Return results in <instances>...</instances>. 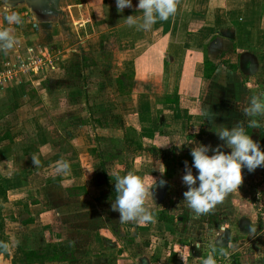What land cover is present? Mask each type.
<instances>
[{
  "label": "crops",
  "instance_id": "0c3cea01",
  "mask_svg": "<svg viewBox=\"0 0 264 264\" xmlns=\"http://www.w3.org/2000/svg\"><path fill=\"white\" fill-rule=\"evenodd\" d=\"M52 1L54 0H50L49 6L47 5L49 9L54 7ZM7 2L24 7L27 5L26 21L35 28L33 38L42 40L43 46L38 43L21 45L14 28L8 26L5 19V15L11 12L0 13V29H10L16 39L12 49L0 50V70L6 61L25 67L27 72H17V81L24 79L31 83L37 92L31 98L36 97L37 104L42 103L45 109H49L47 102H42L41 95L50 91L45 89L43 94L39 92L34 84L39 79L37 76L42 73L52 74L58 70L61 73L59 75H62L63 67L71 54H77L81 61L86 57L87 62H81L82 66L79 68L82 70V67H93L98 72L90 81L84 78L85 82L92 85L80 86V83L84 84L82 76L73 80V77L71 79L64 74L62 87L61 84L58 85L65 87L58 92L59 99L62 102L67 98L74 100L77 113L82 111L81 101L84 100L83 105L86 109L89 107L90 114L94 113L93 115L98 114L97 109L92 108L94 101L105 99L102 100L105 102V114L113 116L116 106L112 99L116 97L120 101L118 113L125 112V120L129 117L134 119L130 122L132 129L141 138L138 150H143L144 139L153 141L157 147L168 146L170 142V146L187 142L192 149V144L202 138L213 147L212 142L217 135L215 129L231 128L237 124L243 127L250 125L253 118L246 116L243 109L248 106L252 96L264 94V0H177L176 13L167 20H157L150 30L126 24L127 16H142V11L137 9L138 0H132V7H126L122 12L117 10L116 0H112L107 5L102 3L99 16H93L87 9L86 17H77L73 25L77 34L85 30L86 33H94L96 40L99 36L104 38L103 41L90 42V46L85 49L84 42H76V45L70 47L63 45L65 41L62 44L61 40L59 46L47 44L54 37L51 32H47L50 23L38 20L33 11L45 1L36 5H33V0L5 1ZM5 3L0 6H6ZM88 25L92 30L87 32ZM112 68L115 72L117 70V75H112ZM107 70L111 74L99 76ZM80 75L85 74L81 72ZM67 82L74 89L66 86ZM115 83L118 88L114 86ZM95 84H101V89L100 85ZM49 86L51 88L50 84ZM6 93L7 96H0V105H4V111H14L9 104L13 103L16 93ZM26 97L30 98L28 94ZM86 99L89 104L85 103ZM165 115L167 118L163 117ZM254 119L258 120L259 126L264 127V117ZM18 121L21 123L20 117ZM82 122L86 123V120ZM31 123L33 129L38 131L47 129L38 124V120ZM201 129L202 134L196 136L194 132ZM25 131L26 140H31L29 137L33 134L28 132V127ZM157 135L161 137L160 143L156 142ZM12 139L5 140L13 142ZM156 162L157 179L150 188L155 196L153 205L148 204L153 212V219L149 222H134L128 226L126 237L120 238L119 242L126 264H180L181 260V264H188L185 260L193 255L195 245L192 243L193 236L189 237L187 232L195 219L191 218L192 213L187 214L186 220H183L184 216L171 211L180 207L181 211L182 207L192 211L179 198L185 188L182 186L185 185L182 181L185 174H182L183 165L178 158H156ZM195 172L192 170L193 175ZM73 179L75 183L81 181L80 176ZM239 205L235 210V219L226 222L232 225L238 223L242 228L247 227L246 223L250 222L251 226L256 217L254 208L251 203L240 202ZM221 208L218 205L213 208L217 211L215 218L218 222H199L203 233L209 230L213 235L208 237L209 232L207 236L204 234L206 241L212 245L207 255H213L215 259L226 253L224 242L231 240L233 236V232L225 234L219 228L222 218L220 215L225 212ZM154 259L157 260L154 262Z\"/></svg>",
  "mask_w": 264,
  "mask_h": 264
},
{
  "label": "rangeland",
  "instance_id": "374dc122",
  "mask_svg": "<svg viewBox=\"0 0 264 264\" xmlns=\"http://www.w3.org/2000/svg\"><path fill=\"white\" fill-rule=\"evenodd\" d=\"M3 1L0 4L4 5L5 1L10 0ZM40 1L42 0H33L32 3L36 5ZM43 1L45 2L38 8L35 6L33 11L38 20L50 23L47 32H51L54 37L47 44L54 43L59 46L61 40L62 44L65 41L63 45L70 47L76 45V42H84L85 49L90 46V42L103 41V37L99 36L96 40L94 33L88 32L92 30L90 25L86 26L88 33L84 30L79 34L73 25L77 17H86L87 9L93 16H99L101 6L111 3L112 0H54V7L50 9V0ZM5 5L0 6V13L6 14L7 9L8 12L19 13L22 18L20 24H8L14 28L18 42L23 46L28 43L42 45V40L33 38L35 28L26 21L27 5L24 7L14 2H7ZM76 55L71 54L63 67V76L59 75V70L37 76L39 79L34 84L39 92L43 94L45 89L50 91L41 95L42 102H47L49 109L43 107L41 100V104H37V98H31L33 94H37L31 83L24 79L17 81V72H27L25 67L16 66L10 61L15 65L11 76L0 73V96H7L6 92L16 93V97L12 99L13 103L9 104L14 111H4V105H0V185L4 188L0 195V243L8 245L7 250L0 247V264H126L119 241L120 238L126 237L128 226L134 222L121 223L119 212L112 209L117 193L115 182L109 174L116 171L121 175L133 173L142 176L145 185L150 187L157 179L156 158H178L183 165L182 174L186 171V164L192 167L191 144L187 142L178 145L176 143L174 146H170V142L168 146L157 147L153 141L144 139L143 150H138L141 138L132 129L130 122L134 119L129 117L125 120V112L118 113L120 110L117 106L120 101L116 97L112 99L116 106L113 116L105 114V102L102 101L105 99L94 101L92 108L97 109V115L90 114L88 105V109L83 105L84 100L81 101L82 111L79 113L75 110L74 100L67 98L62 102L58 92L65 88H61L64 74L69 75L71 79L73 77V80L82 76L84 84L80 83V86L86 87L87 84V87H90L92 84L85 82L84 78L90 81L98 73L93 67H82L80 70L81 62H87V59L83 57L81 61ZM88 56L90 57L89 52ZM75 62H78L77 65H74ZM81 72L85 75H80ZM108 73L111 74V71H103L99 76ZM112 75H117V70L115 72L112 68ZM96 85H100L101 89V84ZM66 86L74 89L69 82ZM114 86L118 88L117 83ZM85 103L89 104V100L86 99ZM27 116L36 118L28 119ZM19 117L21 123L18 121ZM163 117L167 118L166 115ZM36 120L47 129H33L31 122ZM85 120L86 123L82 122ZM27 127L28 132L33 134L29 141L26 140ZM244 128L246 130L247 126ZM202 129L194 132L196 136L202 134ZM216 136L215 141H211L214 143L211 147L216 148L219 144L221 151L229 152L230 149L225 146L224 141ZM10 138H13V142L7 141ZM251 138L254 142L257 140V130H253ZM157 139L156 142L160 143L161 137L157 135ZM206 142L208 141L200 138V141H195L192 146L208 145ZM211 154L210 151L209 155ZM33 158L39 160L38 165L33 163ZM61 160L70 164L68 171L56 170L57 162ZM192 170L196 171V175L197 170L194 167ZM241 174L242 181L238 188L233 189L224 201L218 204L225 210L220 215L223 219L221 218L219 228L225 231V234L233 232L231 240L224 242L227 250L223 255L226 264H264V166H258L252 171L242 167ZM75 176H80L81 181L75 183ZM182 186L185 188L179 198L185 203L183 193L187 190V185ZM150 190L145 199L147 207L148 204L153 205L155 196L153 189ZM169 194L171 195V192ZM240 202L251 203L254 208L256 217L251 226L250 222L243 228L238 223L232 225L226 222L235 219V210L240 206ZM182 208V211L181 207L171 211L184 216L183 220L191 213V218L195 219L187 232L189 237L193 236L194 253L188 256L185 262L202 264L209 256L207 251L212 246L205 237L208 232V237L213 235L209 230L203 233L199 222H218L215 218L217 211L212 209L206 214L197 215L185 207ZM236 215L238 217V214Z\"/></svg>",
  "mask_w": 264,
  "mask_h": 264
},
{
  "label": "clouds",
  "instance_id": "9594fccd",
  "mask_svg": "<svg viewBox=\"0 0 264 264\" xmlns=\"http://www.w3.org/2000/svg\"><path fill=\"white\" fill-rule=\"evenodd\" d=\"M116 7L122 12L126 7H132V0H116ZM137 9L142 11V16L129 15L126 17V24L141 30H150L157 20H167L176 13L177 0H138ZM5 12L7 13V9ZM5 19L9 24L22 22L19 13L14 11L6 14ZM15 43L16 39L10 29H0V50L12 49ZM243 111L246 116L253 118L250 120V127L258 128L259 122L254 118L264 117V94L252 96ZM215 132L230 151H221L219 146L212 148L210 145L198 144L191 149L192 167L197 170V174L193 175L192 167L186 164V171L182 176L183 183L187 185L183 201H186L187 207L197 215L208 213L222 203L233 189L238 188L242 181V167L252 171L258 166H264V151L242 125L220 127L215 129ZM33 163L38 165L39 160L33 158ZM69 169L70 164L67 161L57 162L58 172H66ZM109 175L115 182L117 196L112 203V209L119 212V221H151L153 212L146 207L145 199L153 184L146 186L145 182L133 173L121 175L116 171ZM0 247L7 250L8 245L0 243ZM202 264H217V261L213 255H209Z\"/></svg>",
  "mask_w": 264,
  "mask_h": 264
},
{
  "label": "trees",
  "instance_id": "16d2710c",
  "mask_svg": "<svg viewBox=\"0 0 264 264\" xmlns=\"http://www.w3.org/2000/svg\"><path fill=\"white\" fill-rule=\"evenodd\" d=\"M245 131L248 132L249 135H251L252 132H253V128L250 127V125H248ZM256 143L258 144L260 149L262 151H264V127H262V126L257 129V140H256ZM2 191H4V188L0 185V195H1V193H3Z\"/></svg>",
  "mask_w": 264,
  "mask_h": 264
},
{
  "label": "built area",
  "instance_id": "2783aa9c",
  "mask_svg": "<svg viewBox=\"0 0 264 264\" xmlns=\"http://www.w3.org/2000/svg\"><path fill=\"white\" fill-rule=\"evenodd\" d=\"M14 64H12L10 61H6L3 65V67L1 68V72L2 74L6 75V76H11V74L14 71ZM225 255H221L219 258L216 259L217 264H226L225 259L224 258Z\"/></svg>",
  "mask_w": 264,
  "mask_h": 264
}]
</instances>
